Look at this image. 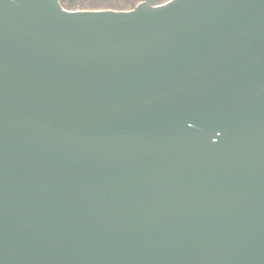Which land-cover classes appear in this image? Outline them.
I'll return each instance as SVG.
<instances>
[{
	"label": "water",
	"instance_id": "water-1",
	"mask_svg": "<svg viewBox=\"0 0 264 264\" xmlns=\"http://www.w3.org/2000/svg\"><path fill=\"white\" fill-rule=\"evenodd\" d=\"M0 264H264V0H0Z\"/></svg>",
	"mask_w": 264,
	"mask_h": 264
},
{
	"label": "flooded vegetation",
	"instance_id": "flooded-vegetation-1",
	"mask_svg": "<svg viewBox=\"0 0 264 264\" xmlns=\"http://www.w3.org/2000/svg\"><path fill=\"white\" fill-rule=\"evenodd\" d=\"M170 1L172 0H59V4L69 12H130L142 5L158 7Z\"/></svg>",
	"mask_w": 264,
	"mask_h": 264
}]
</instances>
